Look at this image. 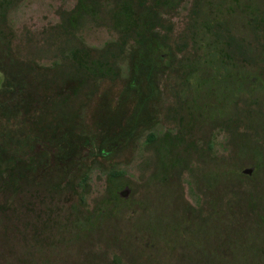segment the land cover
Here are the masks:
<instances>
[{"label":"rangeland","instance_id":"1","mask_svg":"<svg viewBox=\"0 0 264 264\" xmlns=\"http://www.w3.org/2000/svg\"><path fill=\"white\" fill-rule=\"evenodd\" d=\"M134 4L0 0V59L28 69L42 98L23 119L13 107L0 115V143L29 123L69 124L94 140L67 166L30 145L13 147L17 163L0 156V264H264V0L158 10L167 63L155 93L130 137L99 155V121L114 110L127 124L136 112L139 96L125 91L134 33L112 14ZM195 59L190 82L171 71ZM74 77L79 87L56 95ZM4 80L0 68V88Z\"/></svg>","mask_w":264,"mask_h":264},{"label":"trees","instance_id":"2","mask_svg":"<svg viewBox=\"0 0 264 264\" xmlns=\"http://www.w3.org/2000/svg\"><path fill=\"white\" fill-rule=\"evenodd\" d=\"M85 1V7L88 0H78V7L82 9V3ZM174 0H136L137 4L134 6L125 8L123 13L116 10L113 12V16L117 19L120 18L121 23H124L123 28L125 30H130L134 33V50L132 52L133 57V67L131 71V79L126 85L125 91H135V94L139 96L137 99L136 112L133 114L132 121L127 124H118V119L115 111L106 117V120L102 119L96 126L98 131L97 143L98 148L95 152L96 154L106 155L111 153L120 145H122L131 135L132 131L136 128V124L145 110L144 104L147 103L148 99L152 97L155 93V75L161 70V68L166 65V59L163 52V47L161 41L159 40L158 32L155 31L157 11L161 10L166 4L169 6ZM74 19H72L73 21ZM120 25L118 24V27ZM196 57V56H190ZM16 64H6L3 59H0V68L5 74V80L3 81L0 90L2 94L6 92L5 99L0 102V115L3 116L7 111L10 112V116H14L15 119H23L26 113L25 108L28 106L41 104V97L37 98L38 90L40 88V82L37 79L29 75V70L22 67L19 63ZM90 64L95 68V72L100 71L97 67V63ZM11 65V66H10ZM80 67L87 70V62H80ZM171 71L178 75H183L184 82H190L193 76L196 74V59L189 61H181L171 67ZM33 73V72H32ZM142 82H146V87L148 88V93L141 91V86L139 85L140 78ZM79 77H74L70 81L63 83L56 90V95L60 96L63 92H72L73 88L71 85L78 84L80 82ZM24 83L34 84V90L24 88ZM71 88V89H70ZM76 88V87H75ZM1 93V92H0ZM13 113V114H11ZM30 116V115H29ZM27 117V116H26ZM32 116H30L31 118ZM37 118L36 116H34ZM38 119V118H37ZM31 126H26L25 131L21 132L22 138L18 139L15 137L14 140L2 144L0 143V156L5 158L4 162L7 161L17 163L19 157L17 155L18 149L23 146L38 147L40 151V158L43 157V161L51 160L57 161L59 165L67 166L71 161L76 162L77 149H87L89 144L92 143L91 137L86 134L81 136V134H75L71 130V125H60L57 124L51 131L46 132L42 127H35L33 123H29ZM20 125V124H19ZM23 125V123H22ZM36 132V133H35ZM93 144V143H92ZM16 147L18 149H13ZM93 151V150H91ZM18 159V160H17Z\"/></svg>","mask_w":264,"mask_h":264},{"label":"water","instance_id":"3","mask_svg":"<svg viewBox=\"0 0 264 264\" xmlns=\"http://www.w3.org/2000/svg\"><path fill=\"white\" fill-rule=\"evenodd\" d=\"M253 170H254V168L252 166L245 167L242 169V173L250 175V174H252ZM129 193H130V188L128 186H125L124 188H122L119 191L118 194L120 197L126 198V197H128Z\"/></svg>","mask_w":264,"mask_h":264}]
</instances>
